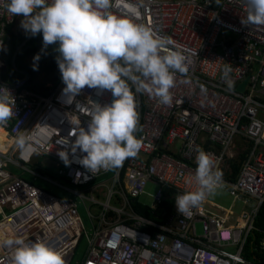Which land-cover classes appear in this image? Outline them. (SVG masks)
Wrapping results in <instances>:
<instances>
[{
	"label": "built area",
	"instance_id": "obj_1",
	"mask_svg": "<svg viewBox=\"0 0 264 264\" xmlns=\"http://www.w3.org/2000/svg\"><path fill=\"white\" fill-rule=\"evenodd\" d=\"M5 3L0 0V49L6 26L19 16L7 12ZM108 11L188 49L192 83H183L185 77L177 73L170 105L132 86L139 117L135 136L142 147L136 157L112 169L109 184L98 177L111 169L91 173L76 162L86 154L71 151L76 138L71 134L78 125L87 127L92 104L111 103L110 91L85 87L69 104L61 76L45 93L0 84V93L8 90L15 101L12 118L0 125L11 140L0 153V264H11L14 245L7 241L16 238L43 240L71 264L83 235L86 247L74 264H264L257 255L264 250V229L257 241L251 236L264 200V26L241 23L247 15L244 0H110ZM226 64L232 69L231 88L222 79ZM19 136L25 137L23 148L16 143ZM201 149L221 173L220 187L242 198L246 211L234 216L228 208L210 210L203 203L215 204L207 197L188 213L177 212L175 197L196 188L192 178ZM245 150L237 174L229 180L230 160ZM60 151L68 152L70 165L61 160ZM39 157L52 159L68 183L31 168ZM8 165L53 182L71 196L45 190ZM148 182L156 186L154 202L148 205L153 217L141 215L132 205ZM101 187L103 200L93 195ZM165 190L171 192L169 209L159 205ZM79 205L90 221L87 233Z\"/></svg>",
	"mask_w": 264,
	"mask_h": 264
},
{
	"label": "clouds",
	"instance_id": "obj_2",
	"mask_svg": "<svg viewBox=\"0 0 264 264\" xmlns=\"http://www.w3.org/2000/svg\"><path fill=\"white\" fill-rule=\"evenodd\" d=\"M244 3L247 15L241 23L264 26V0H244ZM4 7L12 16L23 17L20 26L26 33L32 36L42 33L44 48L58 42L57 64L66 85L62 91L67 103H72L85 87L111 92V103L92 104L87 127L78 125L71 134L76 137L71 151L76 153L79 149L86 154L76 162L91 173L121 167L125 160L136 157L142 147L135 136L139 117L132 86L137 92H147L160 103L170 105L176 74L185 77L183 83H192L189 50L170 37L112 14L108 11L110 0H6ZM39 59L37 54L34 61ZM33 70H38L36 64ZM231 71L230 64L222 70V79L229 88ZM199 87L206 92L203 84ZM13 105L14 98L3 89L0 125L12 118ZM16 143L23 148L25 137L19 136ZM58 155L66 166L70 165L67 151ZM195 160L197 167L192 179L196 188L175 197L179 213L198 207L222 184L221 173L214 170L208 153L199 150ZM7 243L14 245L11 264H65L63 254L43 240L28 242L16 238Z\"/></svg>",
	"mask_w": 264,
	"mask_h": 264
},
{
	"label": "trees",
	"instance_id": "obj_3",
	"mask_svg": "<svg viewBox=\"0 0 264 264\" xmlns=\"http://www.w3.org/2000/svg\"><path fill=\"white\" fill-rule=\"evenodd\" d=\"M27 37L28 40L26 41L25 45L19 50L17 56H15V63H17V66L20 69H26L30 73V77L22 85H20V88L27 87L31 90L45 93L49 90L50 87L49 85H45L44 81L37 82L34 80L36 72H42L46 80L52 81L53 83H55L60 78L61 73L57 64V56L59 55L57 52V49L59 47L58 42L50 44L47 46V48H44L42 33H39L36 36H32L30 33H26L25 31H22V29L14 27V24L12 23L6 26L5 46L0 49V55L4 60V65L6 66V73L2 75V77L7 81H14L23 76V73H20L18 70H15L12 67L11 57L15 47H17ZM37 54H40V59L38 62L34 61V57ZM29 56L32 57L33 64H36L38 66V70H33V64H30L27 61V58ZM0 132H2V134L0 135V151L4 152L6 150V147H8V145L10 144L11 140L6 139L7 137H5L4 131L0 130ZM245 152L246 150L238 153L236 158L230 160L232 172L227 177L229 180L234 179L235 174H237L242 159L245 157ZM40 171L41 173L49 175L48 173L43 172L41 169L39 170V172ZM106 173L99 176L98 179L104 176ZM51 175L54 176L55 174ZM61 180L63 183H68V180L66 178L61 177ZM170 194L171 192L169 190H165L163 192V198L160 200L159 205L163 206L164 209H169V207L171 206L172 199L169 198ZM132 205L135 210L141 215H144L146 217L154 216L152 215L151 209L148 205L143 204L137 200L132 201ZM254 225L257 229L254 230L253 235L251 236L255 238V241H257L260 236V230L264 229V200L258 208L254 220ZM246 255L250 257L247 249ZM257 255H259L264 260V250L260 253L257 252Z\"/></svg>",
	"mask_w": 264,
	"mask_h": 264
},
{
	"label": "rangeland",
	"instance_id": "obj_4",
	"mask_svg": "<svg viewBox=\"0 0 264 264\" xmlns=\"http://www.w3.org/2000/svg\"><path fill=\"white\" fill-rule=\"evenodd\" d=\"M22 19L23 17L19 15L17 20H15L14 22V27H18L19 29H22V31H24V29L20 26V22ZM0 58L2 60L1 55H0ZM27 59H28L27 61L30 64H33V60L31 56H29ZM34 80L37 82L44 81L45 85H49V87L53 83L52 81L46 80L42 72H36ZM245 147L246 145L239 148L237 152L243 150ZM0 153L2 152L0 151ZM29 166L33 169H36L37 171L41 169L43 172L48 173L50 176H52L51 174H55L52 177L55 178L57 181L63 183L60 175H58L56 172L57 166L53 163L52 159L46 158V157H39ZM7 167L9 168V170L13 171L15 174L17 175L21 174L24 178H26L27 180L33 182L35 185L45 190L53 192L57 195H62L66 197L71 196L70 193L66 192L64 189H62L61 187H59L57 184L53 182L33 176L28 171H24L23 169L21 170L20 168H17L13 165H8ZM112 172H113L112 169L109 170L104 176L99 178V181H104L105 184H109L108 178L111 177ZM63 184H66V183H63ZM102 189L103 187H101L100 190L98 189V190L93 191V195L96 199L103 200L102 192H104V190L102 191ZM155 190H156V186L154 185V183L148 182L144 187V191L138 196L137 200L143 204L152 205L154 202L153 194ZM208 200L214 203L215 206L211 205L209 202L203 203V206L207 207L210 210L217 211V212H221L219 207L228 208L234 213V216L236 214H239L241 211H246V208H248L247 206H245L242 198L235 199L232 195L229 194L226 188H221V187L217 188L214 194L208 196ZM78 209H79V215H80L81 226H82L83 232L87 233L90 228V221L88 219V215L86 213L85 208L82 205H79ZM96 209L97 207L94 205V208H92V212L93 210L95 212ZM239 223L240 222H237L236 225H238ZM195 229L197 233L200 232V225L196 224ZM85 247H86V237L83 235V237L79 241V245L77 249L75 250L71 264H74V260H80Z\"/></svg>",
	"mask_w": 264,
	"mask_h": 264
},
{
	"label": "water",
	"instance_id": "obj_5",
	"mask_svg": "<svg viewBox=\"0 0 264 264\" xmlns=\"http://www.w3.org/2000/svg\"><path fill=\"white\" fill-rule=\"evenodd\" d=\"M27 40H28V37L24 41H22L17 47H15V49L13 50V53H12V57H11L12 67L15 70H18L20 73H23V76L21 78H19L18 80L7 81V80L3 79V77H2V75H4L6 73V66H2V67H0V84L5 85V86H10V87L20 86L30 77L29 71H27L26 69H20L17 66V63H15V56H17V53L25 45ZM246 79L247 78H245L242 82L239 83V85H238L239 89H243L244 84L246 82Z\"/></svg>",
	"mask_w": 264,
	"mask_h": 264
},
{
	"label": "bare ground",
	"instance_id": "obj_6",
	"mask_svg": "<svg viewBox=\"0 0 264 264\" xmlns=\"http://www.w3.org/2000/svg\"><path fill=\"white\" fill-rule=\"evenodd\" d=\"M1 131H3L1 128H0ZM241 223H239L238 225H240Z\"/></svg>",
	"mask_w": 264,
	"mask_h": 264
},
{
	"label": "crops",
	"instance_id": "obj_7",
	"mask_svg": "<svg viewBox=\"0 0 264 264\" xmlns=\"http://www.w3.org/2000/svg\"><path fill=\"white\" fill-rule=\"evenodd\" d=\"M2 134V132H0V135Z\"/></svg>",
	"mask_w": 264,
	"mask_h": 264
}]
</instances>
